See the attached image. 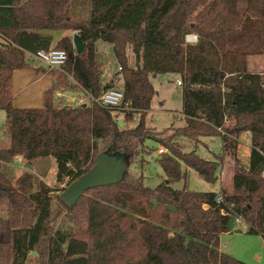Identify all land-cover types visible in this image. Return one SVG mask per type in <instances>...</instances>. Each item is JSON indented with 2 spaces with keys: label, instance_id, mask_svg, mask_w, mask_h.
I'll list each match as a JSON object with an SVG mask.
<instances>
[{
  "label": "trees",
  "instance_id": "16d2710c",
  "mask_svg": "<svg viewBox=\"0 0 264 264\" xmlns=\"http://www.w3.org/2000/svg\"><path fill=\"white\" fill-rule=\"evenodd\" d=\"M59 32L75 33L84 53L77 54L70 37L61 38L55 48L68 60L43 107L15 108L14 73L29 69V55L50 50ZM192 34L197 44H187ZM99 41L113 46L124 110L55 106L61 88L94 99L109 90L97 63ZM263 53L264 0H0V110L9 143H0V249L7 264H27L32 253L40 264H245L222 252L220 240L240 218L247 234L264 241V75L247 69L248 57ZM167 74L181 77L186 126L157 137L146 125L157 95L152 80ZM120 113L124 125L139 116L137 128H120ZM244 133L251 135L248 168L237 155ZM217 136L223 151L214 161L181 151L179 139ZM151 139L167 150L158 161L166 180L154 189L130 171ZM106 140L111 146L98 152V141ZM103 152L124 156L123 180L88 191L73 208L62 202L73 222L80 213L85 220L75 231L56 230L53 190L42 180L49 161H56L59 182L72 183ZM19 156L37 162L36 176L24 173L14 184L10 166ZM228 158L231 191L173 188L187 179L183 165L215 184ZM40 162L48 166L41 170Z\"/></svg>",
  "mask_w": 264,
  "mask_h": 264
},
{
  "label": "rangeland",
  "instance_id": "374dc122",
  "mask_svg": "<svg viewBox=\"0 0 264 264\" xmlns=\"http://www.w3.org/2000/svg\"><path fill=\"white\" fill-rule=\"evenodd\" d=\"M87 12V11H86ZM86 12L83 15L86 16ZM60 33V32H59ZM68 37L74 39L76 36L73 32L66 33ZM190 36H197L192 34ZM61 34H58L57 40L62 38ZM198 38V36H197ZM198 42V41H197ZM197 42H192L187 44H197ZM52 48H55L53 45ZM96 53H97V63L102 75L107 74L112 82L110 83V88L124 91V80L121 74V69L119 67L118 61L115 57L113 46L111 44L99 41L96 44ZM129 56L132 59L131 65H135L134 56L129 52ZM130 59V60H131ZM27 62L29 63L26 70H19L14 76V82L12 84V92L14 95L13 106L15 108H42L45 102L44 94L46 91L52 88L54 82L57 80V75L60 73V70H48L43 64L38 61L28 58ZM247 69L250 73L264 75V53L262 55H252L247 59ZM30 70V71H29ZM31 70H36L37 75L42 73H47V77L43 82L36 83L37 77L34 72ZM181 81V77L178 75H158L155 80L156 91L160 94V101L163 104L161 108L159 106L158 100H154L153 111L146 118V125L150 129L149 132L153 136L167 137L172 134L171 128H183L186 126V121L181 114L183 102H182V86L177 85V81ZM66 89H58L57 92H64ZM78 90L72 91V94H78ZM57 92L54 94V104L57 107H74L77 108L73 103L77 100H74L69 103L66 101L67 98H59ZM86 102V105L83 107L92 106L88 105L86 98H81ZM69 103V105H68ZM79 107V106H78ZM80 108V107H79ZM122 105L119 109L124 110ZM119 121H124V114H119ZM140 121V117L136 116L135 119L124 125V128L129 130H134L137 128V125ZM6 112L0 110V143L6 142L7 131H6ZM231 122L227 123V126H230ZM248 134L244 133L241 135L240 140L245 141L244 145L238 147V158L241 160L242 164L248 168L249 158V146L246 145ZM250 136V135H248ZM248 143L251 145V140L249 137ZM204 140V144H199ZM179 144L181 146V151L183 153H191L196 150L197 156L204 160H213L215 155L221 154L223 151V144L221 137H208L201 139L199 142H190L187 140H180ZM98 152L104 151L107 147L111 146V140H106L105 142L98 141ZM146 147L139 150V155L136 159V162L130 168L132 174L137 178L142 177L143 183L148 188H156L161 183L166 180L165 174L159 164L160 156L163 153H167L166 149L162 147L156 140L146 141ZM197 145V146H196ZM165 149L164 152H160ZM20 157V156H19ZM18 158V157H17ZM15 158V162L10 166L11 168V177L12 182L15 184V181L20 178L24 173H31L36 176L37 162L33 165L29 164L23 159L20 163L18 159ZM49 170L47 175L42 180L53 190L52 199H53V213L55 216H58L54 221V228L61 231H75L80 228V221L83 218L85 220L84 214L80 213L81 217L78 219V222L75 220V214H71L66 206L62 203V194L66 189L73 183L70 182L71 179H64V181L59 182L57 179L58 166L54 159H51L48 163ZM45 162H40L38 168L44 169L48 166ZM234 161L227 159L224 167L218 172L219 180L215 184L206 183L200 175L194 170H188L184 165L182 169L184 172H187V179L176 182L173 184V188L177 190H182L187 186L190 190L197 192H220L221 185L228 191L232 189V176H233ZM38 177V175H37ZM41 179V178H40ZM71 183V184H70ZM3 214L0 211V215ZM77 215V214H76ZM124 228L127 229L126 221L123 224ZM233 229V228H232ZM220 247L224 253L235 257L237 260L244 262L245 264H264V246L262 240L258 236H252L249 234H234L231 232L225 234L221 237ZM3 250V249H0ZM37 254V253H36ZM4 255V254H3ZM38 256V254H37ZM39 258V256H38ZM7 259L3 260V264H7ZM31 259L27 264H36ZM40 264V259L39 263ZM117 264H120L118 262Z\"/></svg>",
  "mask_w": 264,
  "mask_h": 264
},
{
  "label": "water",
  "instance_id": "95a60500",
  "mask_svg": "<svg viewBox=\"0 0 264 264\" xmlns=\"http://www.w3.org/2000/svg\"><path fill=\"white\" fill-rule=\"evenodd\" d=\"M73 41L77 54L82 55L85 51V44L78 36H75ZM119 127L124 128L123 121H119ZM128 170L124 156L103 152L98 156L94 167L66 189L62 194V199L73 208L88 191L118 185Z\"/></svg>",
  "mask_w": 264,
  "mask_h": 264
},
{
  "label": "built area",
  "instance_id": "2783aa9c",
  "mask_svg": "<svg viewBox=\"0 0 264 264\" xmlns=\"http://www.w3.org/2000/svg\"><path fill=\"white\" fill-rule=\"evenodd\" d=\"M197 41H198L197 36L193 37L189 35L186 37V42L188 43L197 42ZM29 57L43 64L48 70H51V71L52 70H62V68L65 66L68 60L67 52L61 49H56V48H51L48 51H39L35 54L29 55ZM177 85L182 86L181 81H178ZM85 100L88 102L89 105L97 104L101 107L119 109L124 103L125 93L122 90L111 88L107 90L98 99H94L93 97L89 95V97H87ZM73 104L76 107L78 106L83 107L86 105V102L82 99H77ZM219 131L223 133L224 135V132L221 129ZM247 134L250 135V133H247ZM248 135L246 136V138H244V139H247L246 145L249 144L247 137H249L251 140V135L250 136ZM242 140H239L240 145H244L245 141H242ZM248 146H249V151H251V145H248ZM17 159H18V162L20 163L23 161L22 157H18ZM262 177L264 178V171H263ZM221 201H222V197H219L218 202H221ZM234 226L237 228L241 227L243 229L248 228L247 225L240 218H237L235 220Z\"/></svg>",
  "mask_w": 264,
  "mask_h": 264
},
{
  "label": "crops",
  "instance_id": "0c3cea01",
  "mask_svg": "<svg viewBox=\"0 0 264 264\" xmlns=\"http://www.w3.org/2000/svg\"><path fill=\"white\" fill-rule=\"evenodd\" d=\"M66 33H68V32H64V33H53L54 34V36H55V41H54V45L61 39H58L57 40V36H58V34H61V36H63V37H66L67 36V34ZM62 37V38H63ZM30 71V70H29ZM18 71H16L15 73H14V75H13V79H12V84H13V82H14V76H15V74L17 73ZM31 72H34V74H35V76L37 77V80H36V83H40V82H43L44 81V79L47 77V73H42L41 75H37V72H36V70H31ZM257 74H259V73H257ZM167 75H173V74H167ZM102 79H103V83L104 84H110L111 82H112V80H111V78L107 75V74H105V75H103L102 76ZM155 80H156V77L155 78H153V80H152V82H153V85H154V87H155ZM179 81V80H178ZM177 81V82H178ZM52 83H54V80H52L51 81ZM181 87V86H180ZM155 90H156V87H155ZM72 91H74V90H65L64 92H57V96L59 97V98H67L66 99V101H68L69 103L72 101H74V100H76V99H81V98H87V97H89V94H87L86 92H84V91H82V90H78L77 92H78V94H72L73 92ZM15 98V97H14ZM158 100V103H159V106L162 108L163 107V104L161 103V101H160V94H159V92H157V95L155 96V98H154V100ZM154 100H153V102H152V108H151V111L149 112V114L153 111V106H154ZM69 103H68V105H69ZM89 105V104H88ZM148 114V115H149ZM181 114H182V111H181ZM182 116L184 117V119H185V121H186V118H185V116L182 114ZM184 128V127H183ZM172 129V128H171ZM173 129H181V128H173ZM157 137H159V136H157ZM203 139H205V138H203ZM222 139V138H221ZM188 141V140H187ZM249 141V140H248ZM191 142V141H190ZM200 144H204V140H202V142H200L199 144H197V145H200ZM196 145V146H197ZM248 145H250V144H248ZM240 146V145H239ZM162 150V149H161ZM165 151V149H163L162 151H160L161 153L162 152H164ZM167 151V150H166ZM193 152H196V150H194ZM164 154V153H163ZM197 154V153H196ZM219 155H220V153H219ZM248 158H250V151L248 152ZM215 160V158L213 159V160H208V161H214ZM188 170H191V169H188ZM223 189H225L222 185H221V190H220V192L223 190ZM220 192H216L217 194H219ZM213 193V192H212ZM215 193V192H214ZM2 215V214H1ZM241 231V232H240ZM230 232H231V234L232 233H234V234H246L247 233V228L246 229H243V228H241V227H233V229H231L230 230ZM229 232V233H230ZM228 234V233H227ZM262 240V239H261ZM262 243H263V246H264V241L262 240ZM220 250L223 252V250L221 249V247H220ZM4 254V255H3ZM235 258V257H234ZM4 259H7V256H6V251L5 250H0V264H3L2 262H3V260ZM30 259L33 261V262H36L37 261V263L36 264H38L39 263V258H38V256H37V254L36 253H32L30 256H29V261H30ZM6 261V263H7V260H5ZM5 264V263H4Z\"/></svg>",
  "mask_w": 264,
  "mask_h": 264
}]
</instances>
